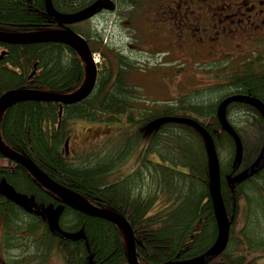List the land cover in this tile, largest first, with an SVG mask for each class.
<instances>
[{"label": "trees", "instance_id": "1", "mask_svg": "<svg viewBox=\"0 0 264 264\" xmlns=\"http://www.w3.org/2000/svg\"><path fill=\"white\" fill-rule=\"evenodd\" d=\"M97 1L51 0L48 10L46 0H0V29L14 32L74 29V24L81 22V17ZM77 31L89 43L94 40L90 34ZM100 42L95 40L92 51L107 60L108 68L99 72L93 94L81 102L64 105L62 116L57 102L22 101L11 106L0 126L6 144L90 202L124 215L134 230L141 264H169L198 258L217 241L218 228L209 190L212 176L209 150L204 135L193 125L164 122L151 129L148 126L156 118L180 112L196 117L213 136L221 162L222 211L229 222L231 237L221 258L229 264H260V260L264 261V212L260 193L264 185L261 188L257 185L262 186L258 179L264 176V170L239 184L229 182L228 178L251 166L262 146L249 152L238 130L244 145L240 159L237 143L220 125L216 110L222 96L235 92H252L264 98V70L255 73L246 69L234 76L224 74L228 84L207 91L210 94L217 91L218 97L180 98L175 104L154 110L144 105L143 96L132 84L137 68L130 58L120 52L113 57L98 46ZM0 47L8 52L0 61V96L17 88L68 94L84 84L86 67L81 56L68 45L0 43ZM35 64L37 70L31 75ZM253 117L261 122L264 130V117ZM76 120L140 123V134L151 132V141L129 177L117 180L113 173L130 149L117 147L107 157L106 152L100 158L79 156L75 162L66 158L65 142L72 133L71 123ZM149 153L155 156V161L147 159ZM0 160L3 161L0 163V219L7 212L11 227L20 230L25 222L33 224L35 219L27 218L7 198L4 181L33 199L34 205L43 206L44 211L62 204L23 166L1 154ZM10 165L15 168L8 174ZM63 209V227L71 233L84 232L90 241V250L83 241L67 243L65 254L73 263L89 264L91 256L92 264H129L125 239L115 224L66 205ZM201 218L200 230L193 235L194 226ZM251 224L258 226L251 227ZM35 226L30 225L29 229ZM55 239L47 232L43 240L46 253L56 245ZM75 244L76 252L72 249ZM42 251V245H37L36 252Z\"/></svg>", "mask_w": 264, "mask_h": 264}, {"label": "flooded vegetation", "instance_id": "2", "mask_svg": "<svg viewBox=\"0 0 264 264\" xmlns=\"http://www.w3.org/2000/svg\"><path fill=\"white\" fill-rule=\"evenodd\" d=\"M143 1L145 0H119L122 6L118 11L127 17L128 21L125 23L130 27H134L138 16L145 19V24L149 22V29L152 31L151 46L160 48V53L167 54L166 59L172 58L173 61L176 58L175 60L192 65H202L213 70V74L221 80L224 79V74L234 76L246 69H252L255 73L264 70V0H146L142 7ZM110 2L114 6L117 0H98L94 3L88 13L81 17L83 21L74 24V30L76 25L93 20L106 11L116 12V8L108 4ZM134 42L136 40L131 37L129 49L140 48ZM155 42L157 44L154 46ZM4 48L0 47V52L6 50ZM120 53L128 57L126 49ZM148 54L152 56L154 50ZM223 84H228V80L218 82L217 85ZM232 95L247 97L246 100L230 103L225 108L230 122L237 130L241 128V114L257 118L264 115V98L252 92H235L222 96L217 108L224 99ZM254 99L263 102V106L255 103ZM176 115L186 114L180 112ZM68 139L69 150L66 151V158L75 162L82 147L72 153L74 146L72 148L71 135ZM14 168L15 165H10L6 171L8 174L13 173ZM19 207L27 218L35 221L33 224L25 222V226L18 230L8 224L7 212L3 214L0 219V264H75L65 253L67 243L74 244L78 241L70 242L54 235L56 245L46 253L43 240L47 232H52L48 226V216L42 210L43 206L33 204L30 210ZM63 216L64 212L60 217V226L70 232L61 224ZM35 224L30 230L29 226ZM79 241H83L86 249L90 250V241L89 247L86 240ZM37 245H42V252H36ZM72 249L76 252L77 244L72 245ZM215 262L223 260L218 258Z\"/></svg>", "mask_w": 264, "mask_h": 264}, {"label": "water", "instance_id": "3", "mask_svg": "<svg viewBox=\"0 0 264 264\" xmlns=\"http://www.w3.org/2000/svg\"><path fill=\"white\" fill-rule=\"evenodd\" d=\"M47 9H50L51 0H46ZM0 43L11 45H24L35 43H62L73 48L82 58L86 67V77L84 84L75 92L60 94L44 90L17 88L4 92L0 96V126L6 111L13 105L22 101H43L57 102L60 104L59 115L62 116L63 106L71 105L89 98L96 89L99 77L98 65L94 59L93 52L87 39L71 28L63 30H40L31 32H14L0 29ZM3 51L0 54V61L7 54ZM37 64L31 75L36 72ZM247 97L244 95H232L224 99L217 109V118L222 128L228 131L235 139L238 147L240 159L243 157V143L236 129L229 122L226 114V106L232 102L244 101ZM255 103L263 106V102L254 99ZM264 117V115H263ZM164 122H176L190 124L195 126L205 137L211 164V182L210 195L213 203L214 214L218 228V238L215 245L204 255L182 262H171L169 264H228L226 262H215V260L225 252L230 238L229 222L223 214V197L221 191V163L215 140L211 133L196 119L187 116H164L151 121L148 129L158 126ZM66 151L69 150V140L65 143ZM0 154L23 166L31 176L41 184L47 191L59 198L61 205L48 211V226L50 231L56 237L63 240L75 242L86 240L89 247V239L84 232L70 233L63 230L60 226V217L63 212V206L66 205L76 211L82 212L92 217H99L115 224L120 230L127 246V256L129 264H141L137 255V240L134 230L126 217L112 209L95 205L87 200L78 192L52 179L43 171L32 159L24 154L10 148L4 141L0 128ZM264 170V144L257 160L244 171L236 176L229 177V182L243 183ZM3 188L7 198L26 210L31 209V203L25 194L19 193L6 181L3 182ZM89 264H92V258H89Z\"/></svg>", "mask_w": 264, "mask_h": 264}, {"label": "rangeland", "instance_id": "4", "mask_svg": "<svg viewBox=\"0 0 264 264\" xmlns=\"http://www.w3.org/2000/svg\"><path fill=\"white\" fill-rule=\"evenodd\" d=\"M145 2L146 0L143 1L142 7ZM108 4L116 8V12L113 10L106 11L93 20L76 25V29L90 34L94 39L93 46H95V40L101 41L98 46L103 48L104 51L112 53L113 57H115L116 52L126 49L130 62L137 68L131 81L133 85L137 86L139 93L143 96L145 106L159 110L165 108L168 104H175L180 101V98H184V100H197V98L205 100L214 97V95L218 97L219 93L217 91L211 94L208 92L219 88L218 82H223L225 79L221 80L213 72L209 73L207 70L210 69L202 65H192L184 61L175 60L176 58L173 60L176 62H173L172 58L166 59L167 54H162L159 52L160 48H152L153 46H151L152 31L149 29V22L145 24V19L138 16L134 27H130L125 23L128 21L127 17L118 11L122 6L119 0L114 6L112 2ZM129 36L136 40L134 44L139 45L140 48H128L131 38ZM155 36L156 34L154 33V40ZM156 44L157 42L154 43V46ZM143 46H146V48ZM153 50L154 54L149 56L148 53ZM96 60H98L100 71H103L106 67L108 68L107 60L101 54L98 53L96 55ZM175 99L177 100L174 101ZM240 118L242 122L240 134L249 152H252L253 149L255 151L256 148L261 147L263 144L264 130L262 129V124L259 121L256 122L255 117L245 115V113L241 114ZM70 127L72 129V148L74 146L72 153H75L77 148L80 149L82 147L78 152V156L88 157L95 155L96 158H100L105 152L107 157L117 147L130 149L128 156L113 173V177L117 180L124 179L136 168L138 162H141L144 148L151 141V132L140 134L142 128L140 123L128 124L124 121L96 123L76 120L71 123ZM146 157L148 160L155 159L152 153L146 154ZM221 157H225L224 151L221 153ZM0 163H3V161L0 160ZM258 181L262 184V186L258 184V188L263 187L264 176L259 178ZM260 193L264 212V191ZM202 221L203 218L196 222L193 235L200 230ZM253 226L257 227L258 225L251 224V227ZM263 262V260L259 261L260 264Z\"/></svg>", "mask_w": 264, "mask_h": 264}, {"label": "bare ground", "instance_id": "5", "mask_svg": "<svg viewBox=\"0 0 264 264\" xmlns=\"http://www.w3.org/2000/svg\"><path fill=\"white\" fill-rule=\"evenodd\" d=\"M96 62H98V60H96Z\"/></svg>", "mask_w": 264, "mask_h": 264}]
</instances>
